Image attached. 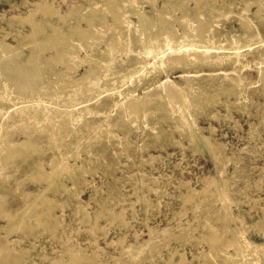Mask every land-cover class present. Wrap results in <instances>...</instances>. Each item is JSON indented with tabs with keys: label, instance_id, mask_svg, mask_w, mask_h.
<instances>
[{
	"label": "rangeland",
	"instance_id": "1",
	"mask_svg": "<svg viewBox=\"0 0 264 264\" xmlns=\"http://www.w3.org/2000/svg\"><path fill=\"white\" fill-rule=\"evenodd\" d=\"M123 1L126 29L118 37L139 42L142 35L136 25L140 21L134 12H155L166 0ZM44 2L56 15L44 18L39 8ZM100 2L0 0V42L5 47L0 48V82L7 93L15 84L14 74L28 62L31 52L48 41L47 34L60 33L46 43L39 56L67 52V44L72 43L70 52L76 49L79 58L93 59L83 62L74 58L79 66L64 72L62 63L42 62L50 75L36 80L37 101L41 103L36 107L44 111L40 120L45 122L47 116L64 111L70 112V119L56 131L58 136L50 138L55 142L45 141L48 132H33L36 147L32 153L39 156L37 164L43 172L50 171L56 161L61 168L44 181L32 174L29 157L19 160L9 176L0 175V193L9 194L7 216H0V253H5L0 254L4 257L0 264H172L182 258L181 264H215L218 259L211 257V236L225 243L231 236L228 229L236 226L244 230L242 243L264 246V82L260 79L264 80V0H184L197 11L192 17L185 16L187 29L192 34L205 32L208 46L219 55L220 49L234 48L237 59L191 67L183 77L180 68L167 64L153 67L152 59L141 64L133 49L114 53L116 45L106 29L113 22L110 13L105 14L106 27L99 26L101 18H93L96 27L92 30L101 39L88 36L90 9L97 15ZM168 2L174 5L183 0ZM69 10L75 13L66 14ZM163 16L177 37L183 38L177 21L180 10L169 8ZM28 18L46 23L44 34L31 42L24 38L31 32ZM241 18L251 31L258 32L255 39L244 32ZM200 20L208 25L199 24ZM74 28L78 30L75 34ZM17 40L23 44L19 49ZM92 40L94 47H90ZM201 45L207 46L197 41L196 46ZM106 47L108 54L103 52ZM96 63L101 69L107 66L98 73L100 91L90 98L73 95L77 88L71 79L77 80ZM134 66L137 69L129 73ZM112 72L122 80L114 81L109 89L105 79ZM59 75L65 76V83L57 82ZM165 79L189 95L182 110L171 109L156 89ZM24 81L23 86H28ZM147 92L152 94L153 104L132 117L124 103L128 98L142 99ZM68 93L73 104L59 102ZM18 97L14 102L0 101V121L8 125L12 148L21 150L27 135L15 127L22 109ZM88 104L92 107L85 112ZM185 120L192 124L191 136L186 133ZM40 194L49 198L50 204H42ZM225 249L233 252L232 246ZM247 249L252 250L247 260L259 255L255 248ZM258 264H264V259Z\"/></svg>",
	"mask_w": 264,
	"mask_h": 264
},
{
	"label": "bare ground",
	"instance_id": "2",
	"mask_svg": "<svg viewBox=\"0 0 264 264\" xmlns=\"http://www.w3.org/2000/svg\"><path fill=\"white\" fill-rule=\"evenodd\" d=\"M168 1H170V0H166L162 4V7L155 12H143L141 10H139L138 12H134V13H136V15H138V19L140 21L138 27L136 25V28L139 29V32L142 35L141 41L138 42V40H137L138 43L135 42V40L129 39L128 37H123V38L118 37V35L124 29H126V26L123 25V15H124L123 10L125 8V6H123V4H122L124 2L123 0H101L100 4L98 6H96L97 7V15H94V16L92 15L94 12L92 13V11L90 9V12H89L90 16L88 17V20H87L89 26L86 29V34L88 36H90L91 38H94L96 36V33H94V31L92 30V28L95 26L93 24V18H95V16H97V17L101 18L100 19L101 21L104 22L105 14L110 13L111 15H113V17H112L113 22L107 27L105 26V24H107L106 21L104 23L103 22L99 23L100 24L99 26L100 27H106V29L108 31H110V35H111L112 40H113L112 42H114V44L116 45V49H115L114 53H122L123 54L124 52L127 53L128 51L135 50V51H137V58L139 59L141 64L147 62L149 59H152V61L154 62L153 67L156 66L157 64H167L168 67H177V68H180L181 71L183 72V73H181V75H179L180 77H183L184 75H186L185 74L186 71L191 67H195V66L197 67L198 65L211 67L213 65H219L222 62L231 63L237 59V56H235V54H234V53H236L234 48L220 49L221 51H220V55H219L216 53L215 49L208 46V44H210V39L207 38V36L205 35V32L199 31L195 34H192V32L189 29H187L188 26H186V24L184 23L183 20H184L185 16L186 17L187 16L192 17L193 14L195 12H197L195 10V8H189L187 6V4L184 3V0H183V2L176 3L174 5L172 3H169ZM136 2L137 3H144L145 0H136ZM40 5H41V3H40ZM168 6H170V7H168ZM39 8H41V11H42V14L44 15V18L47 16L49 18V16L52 17L53 15H56V14H54V12L52 10H50L49 5L46 4L45 2L42 3V6ZM169 8H171V10H175V11H176V9L180 10V16H177V21L180 23L179 24L181 26L180 31L183 32V35H184L183 38L177 37L175 29L172 27V24L169 23L168 21H166L164 16H163V15H166L168 13ZM217 10L220 11L221 9L218 8ZM259 10H260V8L257 9V12H259ZM74 13H75L74 11L69 10V11H67L66 14H74ZM28 17H30V16H28ZM58 19H64V16L63 17L58 16ZM43 20H45V19H43ZM28 21L31 23V32L28 33L26 37L24 36V38L28 39V40L30 39L29 41L31 42L33 37L39 36V34H44V23L45 22L41 21L39 23V22L33 21L31 18H28ZM200 23L201 24L204 23L206 26L208 25L207 23H205L204 20H200L199 24ZM204 24H202V25H204ZM240 24H241V27L243 28L244 32L245 33L247 32V35L249 37L255 39L258 36V32L251 31L250 25L246 20L241 18ZM45 25H46V23H45ZM197 27L198 26L195 25L196 29H197ZM191 28H193V27H191ZM101 29H104V28H101ZM76 31H78V30H75V28H74L72 33L75 34ZM79 32H80V30H79ZM59 34H60L59 32L56 33L55 35L53 34L50 36H48V34H47L46 38L48 41H52L53 39H55L54 37L57 36L56 38H58ZM97 36H96V38L99 39V37H97ZM199 40H201V42H203V45H207V46L201 45V46L197 47L196 44H197V41H199ZM20 41L21 40H17L16 46L18 49L21 47V45H23L20 43ZM48 41H45V42L43 41V43L40 44L35 49V51L31 52L32 54L28 58V62L23 65V68L21 69V71L14 74V76H13L14 80L13 81L15 84H14V86H12L13 89H12V92L10 94L6 92L4 86L0 82V101H3L6 103L8 100L9 101L11 100V102H14V100L18 99L19 98L18 96H20V100H19L20 103H18V105H20V107L22 109L16 115L18 122H17V125L15 127H16V130L17 129L21 130L22 132H24V134L27 135L26 136L27 139L25 141L26 146H24V148L21 150L13 149L12 147L15 145H11V141L8 139V133H7V126L8 125L6 122L0 121V134H3V136L1 137L3 139L2 140L0 139V150H1L0 151V175H2V176H4V175L9 176V174H11L12 168L17 167L16 165H18L17 162L19 160H28L29 157L32 158L30 160L31 172L34 176L39 177V179H43L44 181H48L53 172H55V171H56V173L60 172L61 166L58 163V161L52 162L54 160L51 161L52 165H51L50 171L43 172L41 170L42 168L41 169L39 168L40 166L37 164V160H38L39 156L34 155L32 153L33 152L32 149L35 150L34 147H36V146H34L35 143L33 140L34 137H32V133L35 131L48 132L47 135L49 134L48 135L49 137L47 136L48 138L46 137L45 141H52L54 139V138L52 140L50 139V138H52V136H55V135L58 136L59 135V134H56V131L63 128V127H66L68 125V121L70 119V116H69L70 112L67 113L64 111V112L56 113L52 116H47L46 118H44L45 122L40 120V118H42V116H43L42 114H44V111L40 110L39 107L38 108L36 107L37 105H40L41 103H39L37 101L38 97L40 95L38 96L39 92L36 93L35 89L38 87L35 88V85H36V80L39 82L38 79H40L44 75H46V77H47L49 74L45 70V66H42V62L54 60V62H56V63H62L65 65V70H62V72L74 71L79 66V64L77 62H75L73 59L74 58L77 59L79 57L77 55L76 49L75 50L73 49L74 53L70 52L71 48L69 46L73 45L72 43H71V45L67 44L68 45L67 52L62 51L60 53H57L56 55H50L47 58L39 56L38 53L43 51L44 49H46V47L48 46V44H46ZM94 42H95V40H92L90 42V47H94V45L96 44ZM25 44H27V43H25ZM114 44H113V46H115ZM1 46H3V45L0 42V48H1ZM12 48H14V47H12ZM72 48H73V46H72ZM110 48H113V47L110 46ZM60 50H61V48H60ZM8 51H10V50L8 49ZM103 52L105 54H108L109 48L106 47ZM72 55H73V57H72ZM111 56H112V53H110V55H108V57L110 59H112ZM79 59H82L81 61H83V62L84 61L90 62L91 60H93L91 58H87L85 60H84V58H79ZM37 60L40 62L41 66L39 65L38 62H36ZM107 60H109V59H107ZM102 62H103V60H102ZM105 62H106V60H105ZM67 63H70L71 66H69ZM45 64H47V63H45ZM48 64H49V62H48ZM48 64H47V66H48ZM48 67L50 68L52 66H48ZM92 67L93 68L90 67L89 69H85V71L82 73L81 76H79V78L77 80L71 79V81L76 83V84H74V83L73 84L77 88L76 92H74L73 95L79 93V95L77 94L78 96L90 98L91 96H93L94 94H96L100 91V88H102V87H100V84H99L101 81L97 78L99 75L98 73H100L99 71L107 68V66L103 65V68L101 69L100 65L98 63H96ZM136 69H137L136 66H134L128 72L132 73ZM47 70H49V69H47ZM129 73H128V75H129ZM258 73H259V77H260L262 75L260 70L258 71ZM125 74H127V73H125ZM64 78H65V76L59 75V79L57 80V82L65 83L66 81L64 80ZM260 79H261V81L264 82L262 77ZM24 80L27 81L28 86H26V85L23 86V84L26 83ZM121 80H122V76H120L119 74H116L115 72H112V73L106 75L105 81L109 85V86H107V85L106 86L109 87V89H110V87H112L114 81H121ZM67 81H68V79H67ZM173 83H174L173 81H171L169 79H165V80H163L157 84L156 89L161 90L162 96L168 100V102L171 105V109L182 110L184 108V106L186 105L188 99H189V95H187L186 92H184L179 86L173 85ZM45 84H47V83H45ZM102 84L103 83H101V85ZM234 84L237 85L236 82H233V85ZM246 84H248V83H246ZM41 85H43V84H41ZM50 85L51 84L49 83V86ZM64 85L65 84L62 85V88H64V87L66 88V86H64ZM22 86L24 87V89L22 88ZM60 86H61V84H60ZM57 89H59V88H57ZM21 91H24L23 96L21 95ZM229 91L233 92L234 94L237 93L234 89H231ZM57 92H58V90H57ZM46 93H50V92H46ZM65 93H62V94H65ZM50 95H51L50 97L52 98V96H53L52 93ZM152 98H153L152 94L147 92L146 95L144 97H142V99L128 98L126 100V102L124 103V105H126L125 107L129 108V109H127V111L130 110V112L132 113V117H134L138 114L139 110L141 111L144 107L146 108L147 105L153 104ZM63 100H65L67 105L73 104V100L71 99V95L69 93L67 94V96L64 95V97H61L59 99V102H63ZM194 100H196V102H199L200 98L199 99L195 98ZM15 103H12L11 106H13V107L17 106V104H15ZM91 107H92V104H88L86 107H84V111L88 112V109H90ZM159 109H160V107L157 108V110H159ZM82 111H83V109H82ZM151 111H148L147 113H150ZM40 123L46 124L45 126H49V128L46 127V129H44V127H45L44 126L43 129H39L37 127V125H39ZM184 124L187 127L186 133L189 136H191V133H192V131H191L192 129L190 128L192 125L191 122L188 120H185ZM56 125H58V126L56 127ZM41 127H42V125H41ZM57 136L55 138H57ZM52 142H55V141H52ZM73 156H76V155H73ZM65 159H63V160H65ZM62 162H64V161H62ZM75 167L77 169H79V167H77V166H75ZM63 173H66V171ZM211 181H212V179H211ZM209 184H210V182H209ZM46 189L47 188H45L43 191H46ZM8 196H9V194L0 193V216H2V217L7 216V213L9 211ZM38 197L41 199L42 204L46 205V204H50V202H51V200H49V198H47L44 194H40V196H38ZM51 204H53V203H51ZM46 211H48V210H46ZM44 214H45V212L43 211V215ZM45 216L46 215H44L43 217H45ZM43 217L41 216L40 219H42ZM53 219H56V218H53ZM45 221H46V219H45ZM48 221H50V220L48 219ZM48 224H50V223H48ZM22 229H23V231L24 230L27 231V229H25L23 227H22ZM228 231L230 232L231 236L228 237V240L225 241V243L221 242V240H222L221 238L219 241V239L216 236H211L212 237L211 238L212 245L210 244L212 246L211 257H213L214 259H218V260H216L215 264H258L259 260L261 258L264 259V246L263 245H256L254 243H249V242L244 244L241 242V238H243V236H244L243 235L244 234L243 229H240L238 226H236L233 229H230V230L228 229ZM226 233H228V232H226ZM230 246L233 247V252H228V253L225 252L227 250L225 248L226 247L229 248ZM248 246H250V248H255L256 251L259 253V255L255 256L252 259L247 260L246 259L247 254L252 251V250L250 251L249 249H247ZM2 249H4V248H2ZM138 249H139V247H138ZM4 254L5 253H3L1 255H4ZM8 256H9V254H8ZM2 257L0 258L1 261H2ZM76 257H78V256L76 255ZM76 257H74V258L76 259ZM5 258L7 259V257H5ZM78 258L76 260H78ZM7 260H11V259L9 258ZM3 261H6V260H3ZM182 261H183V258L176 263L172 262V264H181Z\"/></svg>",
	"mask_w": 264,
	"mask_h": 264
}]
</instances>
